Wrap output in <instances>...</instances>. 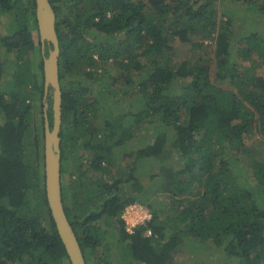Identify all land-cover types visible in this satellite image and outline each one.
Returning <instances> with one entry per match:
<instances>
[{
	"label": "trees",
	"instance_id": "1",
	"mask_svg": "<svg viewBox=\"0 0 264 264\" xmlns=\"http://www.w3.org/2000/svg\"><path fill=\"white\" fill-rule=\"evenodd\" d=\"M49 1L59 47L61 175L66 143L75 163L61 195L86 263L182 264L174 252L209 240L233 264H264V149L246 140H264V77L249 75L250 67L234 59L254 56V65H264V25L253 19L264 0ZM28 2L0 0V12L11 14L9 32H0V80L9 53L15 60L11 79L0 87V264H70L44 188L43 58L52 45L42 48L35 0ZM174 36L201 51L176 68ZM212 63L218 84L210 77ZM82 76L102 81L100 93L107 81L108 92L136 91L141 110L107 116V129L93 126L88 116L97 96ZM46 100L51 126L50 92ZM125 117L127 126L119 122ZM141 123L146 155L164 159L168 144L167 162L150 181L171 203L158 211L147 203L152 220L128 233L121 214L145 199V187L133 166L126 179L115 175L112 148ZM81 149L90 152L86 163ZM171 155L182 162L168 163ZM241 158L253 183L242 166L233 170ZM102 217L112 222V242Z\"/></svg>",
	"mask_w": 264,
	"mask_h": 264
},
{
	"label": "rangeland",
	"instance_id": "2",
	"mask_svg": "<svg viewBox=\"0 0 264 264\" xmlns=\"http://www.w3.org/2000/svg\"><path fill=\"white\" fill-rule=\"evenodd\" d=\"M27 4H29L28 0H27ZM262 10L263 11H257L253 14L254 16L253 19L257 21L256 25L259 24V22H262V24L264 25V8H262ZM0 16H1L0 17L1 18L0 32L2 34H6L9 32L10 24L8 22L11 17V14L6 13V12H0ZM33 38L35 41H37L35 32H33ZM170 43L172 44L173 49H174V54L172 57L171 65L175 68L179 67L183 61L191 60L193 58L192 57L193 54L201 52L199 49H191L190 44L181 42L176 36L170 39ZM211 49H212V45H209L205 48V51L211 53ZM34 57L37 61V57L36 56ZM241 57H242L241 55H236L234 57L235 62L238 65H241L243 67L248 66L250 68L251 66L254 67L253 71H250V68H249V75L251 72H253V76L255 77L256 76L264 77V65H261L260 63L258 64L256 63L257 65H254L252 63L254 59L255 61H257V59L254 58V56L252 58L253 61L252 60L246 61V60H243ZM7 60H8L7 61V71L0 80V87H2L1 85H3L4 82L11 79L10 69L13 68V63L15 62L11 53H9ZM36 70L38 71L39 68L36 67ZM141 73L142 72L137 73V76L135 75L136 76L135 79H137L141 75ZM134 74L136 73L134 72ZM215 76H216V66L214 63H212L210 65V77L216 84H218L217 80L215 79ZM80 81L84 85H87V87L91 89L92 93L95 96H97V102H98L97 108L93 109V111L90 112L88 116L90 123L93 126H97V128L107 129V127H104L107 116L114 118V115L118 111L119 112L128 111L129 113H134V112L137 113L142 108V102L139 98V95L135 93L136 91L133 92L130 90L128 93L126 92L125 95L122 94V90L116 91L114 93L108 92L107 88H108L109 81H107L103 83V85L106 86L104 89L105 91H102V93H100L99 89L101 88L100 84L102 83V81L98 80L97 78L87 79L83 76L80 77ZM222 86H227V84L224 83V85ZM49 92L51 93V90H49ZM43 103H44L43 109L45 110L48 109L49 104L46 99ZM110 111L112 112V114ZM119 122H121L123 126H127L131 123L128 120V117H125V119H121ZM142 125L144 124L141 123L137 126H134V128H132L130 138L127 139L122 145H119L118 147H116L115 149L112 148L114 152L113 161L114 163H116V164H113L114 165L113 170L116 172L115 174L116 176H119L121 179H126L129 173L128 172L129 165L131 167L132 166L135 167L134 174L143 183L145 187L144 190L140 193V195L144 193L145 199L139 200V201L136 200V201L143 203V204H147V203L150 205L152 204L154 209L158 211L159 209H162V206L168 207L171 203V198L168 192L166 193L165 191H161V190L156 191L152 187L151 185L152 180L150 178V175H153L154 172L158 173L159 169L161 168V164L164 162L165 163L167 162V158L165 156L167 154L166 148L168 147V144L165 145L164 152H160V155L164 159H157L156 157L152 155H146L145 154L146 152L144 151L146 148L145 145L147 144V140L145 141L143 140L144 133L141 132V129H140L142 128ZM146 125H149V124L146 123ZM169 135H171V128L169 129ZM246 140H247V143L251 141L253 145L255 144L258 146L262 145V148L264 149L263 139L261 140L259 138L253 137L251 139H246ZM66 144L67 146L65 147L64 161H63L64 170L61 175L62 183H66L68 181V175L70 174L69 172L73 170L74 165H75L74 161H72V159L70 158L71 157L70 154L72 151L70 150V143H66ZM0 151H1V147H0ZM79 153H80L79 155L82 156V161L86 163L88 160L87 157L90 154V152L86 149H81ZM129 153L133 155H127ZM262 155L264 157V150L262 152ZM180 162H182V160L180 159L179 156L172 157L171 155V160L168 163L178 164ZM234 162L235 163L233 164V170L236 171L237 169H239L238 166H242L243 176L248 177L247 181L249 183H253L252 178H250L249 176L250 170L246 166L247 162L244 161L242 158L241 160L238 159ZM129 182L128 181L125 182V185H126L125 189L132 191V188H129L130 187ZM98 222L100 223L101 228L105 230V232H108L109 240L112 242L116 235V232L113 229L112 222L105 217L100 218ZM118 251H119L118 249L113 250L114 254L116 255L113 257V261H118L120 257H122ZM121 253L123 254V251H121ZM173 254H174L173 256L175 257V259L180 261L182 264H191L193 261L198 264H233V262L227 261V259H225V255H224L222 248L215 246L209 240L207 241L203 240L202 242L195 243V244H185L180 247L179 251H177L176 253L174 252ZM135 264H143V263L136 262Z\"/></svg>",
	"mask_w": 264,
	"mask_h": 264
},
{
	"label": "water",
	"instance_id": "3",
	"mask_svg": "<svg viewBox=\"0 0 264 264\" xmlns=\"http://www.w3.org/2000/svg\"><path fill=\"white\" fill-rule=\"evenodd\" d=\"M35 17L42 48L51 44L48 55L43 58L45 101L51 90L52 125L47 109L43 112L44 127V188L47 204L59 237L64 245L70 264H87L78 239L63 207L61 195V87L58 74L59 47L55 30V12L49 0H35ZM46 106V104H45Z\"/></svg>",
	"mask_w": 264,
	"mask_h": 264
},
{
	"label": "built area",
	"instance_id": "4",
	"mask_svg": "<svg viewBox=\"0 0 264 264\" xmlns=\"http://www.w3.org/2000/svg\"><path fill=\"white\" fill-rule=\"evenodd\" d=\"M122 218L124 219L126 230L132 233L138 225L145 223L151 218V210L141 203L133 202L125 207ZM147 234L151 235L152 231L148 229Z\"/></svg>",
	"mask_w": 264,
	"mask_h": 264
},
{
	"label": "clouds",
	"instance_id": "5",
	"mask_svg": "<svg viewBox=\"0 0 264 264\" xmlns=\"http://www.w3.org/2000/svg\"><path fill=\"white\" fill-rule=\"evenodd\" d=\"M134 202H138V201H134ZM131 203H133V202H130V203H128L127 205H129V204H131ZM138 203H140V202H138ZM141 204L144 205V206H146L149 210H151L146 204H143V203H141ZM127 205H126V206H127ZM126 206H125V207H126ZM124 209H125V208H124ZM123 212H124V210H123ZM123 212H122V214H121V218H122ZM152 217H153V212H152V210H151V218H150L148 221H146L145 223L138 225V226L135 228V230H136L138 227L146 226L147 223L150 222V221L152 220ZM122 220H123V222H124V219H123V218H122ZM124 229H125L126 232H128V231L126 230V228H125V222H124ZM148 229H149V228H147V229L145 230V235H146V236H150V235L147 234V230H148ZM150 230H151V229H150ZM128 233H130V232H128ZM132 233H133V232H132Z\"/></svg>",
	"mask_w": 264,
	"mask_h": 264
}]
</instances>
